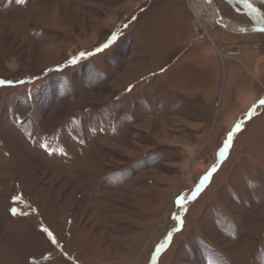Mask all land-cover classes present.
<instances>
[{
    "label": "rangeland",
    "instance_id": "rangeland-1",
    "mask_svg": "<svg viewBox=\"0 0 264 264\" xmlns=\"http://www.w3.org/2000/svg\"><path fill=\"white\" fill-rule=\"evenodd\" d=\"M211 1L251 33L189 0H0V264H264V33Z\"/></svg>",
    "mask_w": 264,
    "mask_h": 264
},
{
    "label": "bare ground",
    "instance_id": "bare-ground-1",
    "mask_svg": "<svg viewBox=\"0 0 264 264\" xmlns=\"http://www.w3.org/2000/svg\"><path fill=\"white\" fill-rule=\"evenodd\" d=\"M263 1L264 0H251L250 4L252 8L256 9V6ZM189 5L199 22L202 18H210L223 28L234 29L232 23L218 13L217 6H215L211 0H189Z\"/></svg>",
    "mask_w": 264,
    "mask_h": 264
},
{
    "label": "snow or ice",
    "instance_id": "snow-or-ice-1",
    "mask_svg": "<svg viewBox=\"0 0 264 264\" xmlns=\"http://www.w3.org/2000/svg\"><path fill=\"white\" fill-rule=\"evenodd\" d=\"M21 2H22V0H21ZM246 6H247V7H250L249 5H246ZM115 39H116V37L113 36V40H115ZM107 47H108V45L106 44V45H105V48H107ZM261 104H264V100L261 101ZM241 127H242V122L236 124V126H235L233 132H230V133L228 134V139L225 141V143H224V147L221 149V151H220L219 154H218V160H219V161H222V160L224 159V157L226 156V154H227V152H228V148L231 146V143H232L233 133H234V132H237V131H240ZM215 171H217V168L214 166L212 169L209 170V172H208L206 175L203 176V178L200 180L199 185L196 187L195 191L192 193V199H195L196 196L202 191V189L204 188L205 184L209 181L211 175H212ZM183 200H184V198L181 197V198H179L176 202H177V204H179L181 207H183V203H182ZM176 219L179 221V217H177ZM44 231L48 234V236H49L50 238H52V234H51L50 232H48L47 229H44ZM169 239H170V237H169ZM167 243H168V240H165L164 243L160 244L159 247L157 248V252H159L161 249H163V248L165 247V244H167Z\"/></svg>",
    "mask_w": 264,
    "mask_h": 264
},
{
    "label": "water",
    "instance_id": "water-1",
    "mask_svg": "<svg viewBox=\"0 0 264 264\" xmlns=\"http://www.w3.org/2000/svg\"><path fill=\"white\" fill-rule=\"evenodd\" d=\"M232 8L237 9L239 13L246 15L253 24V31H259L264 33V15L259 9L252 8L250 1L251 0H224ZM249 5L250 7H247ZM241 10H240V9ZM237 31L241 33H248L251 30L245 28H237Z\"/></svg>",
    "mask_w": 264,
    "mask_h": 264
},
{
    "label": "crops",
    "instance_id": "crops-1",
    "mask_svg": "<svg viewBox=\"0 0 264 264\" xmlns=\"http://www.w3.org/2000/svg\"><path fill=\"white\" fill-rule=\"evenodd\" d=\"M233 24V28L235 29V30H237V28H238V26L235 24V23H232ZM223 28V27H222Z\"/></svg>",
    "mask_w": 264,
    "mask_h": 264
}]
</instances>
